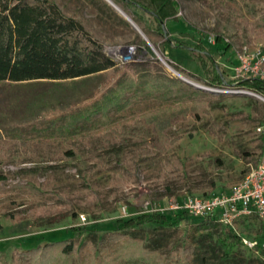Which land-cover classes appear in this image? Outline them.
I'll return each mask as SVG.
<instances>
[{
    "label": "rangeland",
    "instance_id": "rangeland-1",
    "mask_svg": "<svg viewBox=\"0 0 264 264\" xmlns=\"http://www.w3.org/2000/svg\"><path fill=\"white\" fill-rule=\"evenodd\" d=\"M52 1L66 15L80 20L114 61L132 50L134 59H156L168 74L193 90H201L196 99L212 103L206 123H222L224 137L206 129V123L190 119L186 123L177 122L170 131L174 134L185 124L183 128L187 131L196 128L195 136L186 132L166 151L155 142L145 145L133 141L117 156L100 152L89 159L77 156L17 163L27 157L11 155L8 164L0 165V173L10 176L0 188V258L7 264L13 262L16 249L70 238L74 235L72 226L87 227L88 231L81 235L83 241L99 242L108 237L119 218L153 211L174 216L178 212L171 208L174 200L183 202L190 196L229 193L262 157L263 136L257 127L264 124V100L256 97L254 91L236 85L222 88L207 84L198 58L200 53L192 49L198 38L185 37L181 31L188 29L197 37L205 36V44L212 51L215 44H210L208 37L223 35L232 44L235 58L236 50L247 46L264 51V0H177L186 22L169 19V33L155 41L144 32V23L133 18V11L115 0L139 29L108 0ZM145 17L151 15L146 13ZM176 39L188 43L177 47ZM214 55L224 78L233 80L234 65L228 56L217 52ZM117 64L123 67L126 63ZM185 77L212 89L200 88ZM7 145L19 146L17 142ZM28 182L45 194L32 191ZM82 215L87 221L82 220ZM206 222L203 218L189 217L177 228L148 223L133 233L167 253L187 248L192 264L206 260L216 264H264L263 218L253 214L242 217L232 227L221 225L222 235L206 229ZM244 237L257 242V246H247Z\"/></svg>",
    "mask_w": 264,
    "mask_h": 264
},
{
    "label": "trees",
    "instance_id": "trees-1",
    "mask_svg": "<svg viewBox=\"0 0 264 264\" xmlns=\"http://www.w3.org/2000/svg\"><path fill=\"white\" fill-rule=\"evenodd\" d=\"M115 1L133 11V18L144 23L143 30L152 41L167 36L169 19L185 21L177 0ZM146 13L151 17H145ZM91 34L52 0H0V165L8 164L15 154L27 157L17 163L77 156L89 159L93 153L117 156L133 141L155 142L166 151L186 132L191 137L196 134V128L187 131L185 124L173 134L170 129L177 122L195 119L206 123L212 103L196 99L201 90H193L168 74L156 59L119 67ZM181 34L198 38L192 49L200 53L207 84L222 88L236 85L264 96V78L229 80L218 70L214 52L227 55L234 66L238 64L225 36L217 35L212 51L205 36L197 37L188 29ZM176 40L177 47L188 43ZM206 129L224 137L220 122L206 123ZM262 141L264 151V136ZM12 142L19 146L9 147L7 143ZM9 179L0 173V188ZM27 186L45 194L30 182ZM189 217L184 211L174 216L153 211L119 218L108 237L99 242L83 241L81 235L87 227L72 226L70 238L16 249L11 264H192L187 248L167 253L133 233L148 223L177 228ZM202 218L207 221L206 229L222 235L223 224L216 213ZM0 264L7 263L0 258ZM201 264L216 263L206 260Z\"/></svg>",
    "mask_w": 264,
    "mask_h": 264
},
{
    "label": "built area",
    "instance_id": "built-area-1",
    "mask_svg": "<svg viewBox=\"0 0 264 264\" xmlns=\"http://www.w3.org/2000/svg\"><path fill=\"white\" fill-rule=\"evenodd\" d=\"M208 42L214 44L217 42V35L211 34ZM238 64L234 66V79L260 77L264 78V51L261 49H249L245 47L236 50ZM133 51L119 55V59L115 62L129 63L135 61ZM180 76V72L176 71ZM183 77V76H182ZM186 78V77H185ZM188 82L199 86L200 88L212 89L204 84L192 81L186 78ZM258 132L264 136V124L257 127ZM259 164L252 168L245 177L233 187V189L222 195L207 196H190L183 202L173 201L171 208L177 211H184L191 217L202 218L216 213V218L224 226L232 227L242 217L258 215L264 219V151L261 154ZM124 214L127 215V209L124 208ZM82 220L87 221L85 215ZM244 243L254 248L257 242L243 238Z\"/></svg>",
    "mask_w": 264,
    "mask_h": 264
},
{
    "label": "water",
    "instance_id": "water-1",
    "mask_svg": "<svg viewBox=\"0 0 264 264\" xmlns=\"http://www.w3.org/2000/svg\"><path fill=\"white\" fill-rule=\"evenodd\" d=\"M110 1H111L112 6L118 8V9H121L113 0H110ZM123 13H126V12L123 11ZM126 17H127V19H129L132 22V24H135L138 27V25L136 24V22L132 18H130V16L128 14H126ZM141 33H143V32L141 31ZM143 34H144V36H146L145 33H143ZM160 58H161V56H160ZM216 66H217L218 70L221 72L220 67L218 66V64H216ZM222 76L224 77L223 74H222ZM254 95H256V97H257V95H259V94L258 93H254Z\"/></svg>",
    "mask_w": 264,
    "mask_h": 264
},
{
    "label": "bare ground",
    "instance_id": "bare-ground-1",
    "mask_svg": "<svg viewBox=\"0 0 264 264\" xmlns=\"http://www.w3.org/2000/svg\"><path fill=\"white\" fill-rule=\"evenodd\" d=\"M110 3H111V1L110 0H108ZM116 8V7H115ZM122 15H124L125 17H126V13H123V10L122 9H118V8H116ZM137 29H139L135 24H133ZM258 96V98H260V99H263L264 100V98L262 97V95H257Z\"/></svg>",
    "mask_w": 264,
    "mask_h": 264
},
{
    "label": "crops",
    "instance_id": "crops-1",
    "mask_svg": "<svg viewBox=\"0 0 264 264\" xmlns=\"http://www.w3.org/2000/svg\"><path fill=\"white\" fill-rule=\"evenodd\" d=\"M248 217V216H247Z\"/></svg>",
    "mask_w": 264,
    "mask_h": 264
}]
</instances>
